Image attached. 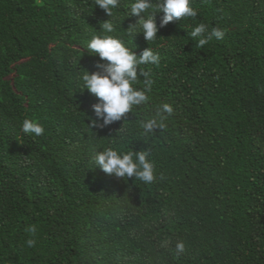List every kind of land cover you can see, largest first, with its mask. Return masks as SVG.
Segmentation results:
<instances>
[{"label": "trees", "instance_id": "16d2710c", "mask_svg": "<svg viewBox=\"0 0 264 264\" xmlns=\"http://www.w3.org/2000/svg\"><path fill=\"white\" fill-rule=\"evenodd\" d=\"M128 3L108 17L95 0H0V264H264V0H192L197 16L149 44L125 34L139 19ZM110 19L111 35L161 59L140 66L144 105L89 127L98 101L79 77L102 63L85 48ZM198 23L223 39L198 47ZM162 103L166 127L144 135ZM25 119L44 134L22 133ZM108 147L147 148L156 179L94 167Z\"/></svg>", "mask_w": 264, "mask_h": 264}, {"label": "clouds", "instance_id": "9594fccd", "mask_svg": "<svg viewBox=\"0 0 264 264\" xmlns=\"http://www.w3.org/2000/svg\"><path fill=\"white\" fill-rule=\"evenodd\" d=\"M120 3L121 0H95V6H98L108 17L113 16V10L117 9ZM127 7V16L131 15L139 19L124 31L125 34L130 39L134 35L142 34L148 44L156 40L159 29L170 22L197 16L192 0H129ZM153 13H162L159 26ZM99 29L98 32L102 34L93 35L85 49L90 55L98 57L102 63L96 65V71L91 73L83 71L79 79L82 81V89L87 90L98 101L92 105L94 119L89 117V127L105 128L122 121L126 114L132 113L134 108L148 101V93L152 90L153 81L150 79V74L143 71L140 66L158 65L161 57L159 52L150 47L137 54L125 45L122 37L111 35L115 32L111 19L102 22ZM189 35L197 39V46L202 48L212 39H223L225 32L217 27L210 28L207 23H198ZM141 80L143 87H135ZM173 112L174 108L171 104L162 103L151 118L141 123L143 134L152 135L163 130L166 127L165 121ZM21 131L24 134L41 136L45 129L39 121L25 119ZM92 163L104 173L123 180L135 178L150 184L156 179L154 163L147 148L140 151L129 149L123 152L111 147L103 148L95 153ZM28 231L34 235L35 226H29ZM35 243V239L26 241L29 248L34 247ZM175 247L178 252H182L184 243L177 242Z\"/></svg>", "mask_w": 264, "mask_h": 264}]
</instances>
